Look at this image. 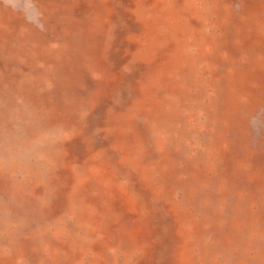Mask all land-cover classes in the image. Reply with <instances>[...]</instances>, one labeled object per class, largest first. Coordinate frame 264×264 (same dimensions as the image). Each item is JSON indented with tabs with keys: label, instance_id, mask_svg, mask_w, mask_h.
Segmentation results:
<instances>
[{
	"label": "rangeland",
	"instance_id": "374dc122",
	"mask_svg": "<svg viewBox=\"0 0 264 264\" xmlns=\"http://www.w3.org/2000/svg\"><path fill=\"white\" fill-rule=\"evenodd\" d=\"M0 264H264V0H0Z\"/></svg>",
	"mask_w": 264,
	"mask_h": 264
}]
</instances>
